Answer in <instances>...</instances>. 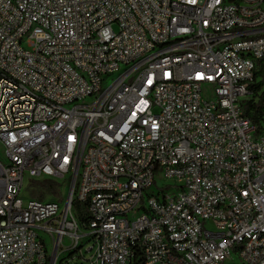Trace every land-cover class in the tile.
I'll use <instances>...</instances> for the list:
<instances>
[{"label": "built area", "instance_id": "obj_1", "mask_svg": "<svg viewBox=\"0 0 264 264\" xmlns=\"http://www.w3.org/2000/svg\"><path fill=\"white\" fill-rule=\"evenodd\" d=\"M260 61L264 0H0V264H264Z\"/></svg>", "mask_w": 264, "mask_h": 264}, {"label": "trees", "instance_id": "obj_2", "mask_svg": "<svg viewBox=\"0 0 264 264\" xmlns=\"http://www.w3.org/2000/svg\"><path fill=\"white\" fill-rule=\"evenodd\" d=\"M256 78H259L260 81L252 86L253 98L245 104L244 110L247 118L254 124H260L264 117V61L259 62ZM32 185L49 192L51 195H56L60 186L54 180H35ZM75 207L79 211L81 220L87 221L86 204H76Z\"/></svg>", "mask_w": 264, "mask_h": 264}, {"label": "rangeland", "instance_id": "obj_3", "mask_svg": "<svg viewBox=\"0 0 264 264\" xmlns=\"http://www.w3.org/2000/svg\"><path fill=\"white\" fill-rule=\"evenodd\" d=\"M115 30H117V27L115 26ZM118 74L109 77L106 82L107 84H111L112 80L117 76ZM204 97L207 98V94H204ZM56 183H58L59 186V190L57 192L56 195H51L49 194V192L42 190L36 186H33L32 190H29L30 193H32V197L39 200V201H44V202H57L60 205L64 206L66 204L67 198H68V194H69V176H67L65 179L63 178H59L55 180ZM31 184H34V181H30L29 178H26V182L25 185L26 186H31ZM172 185V182L167 181L164 179V177L162 175L158 176L156 178V183H155V187L154 190L156 191L157 189H159L160 187H166L167 185ZM172 192V191H169ZM42 195V196H41ZM211 229H213V226H210ZM86 250V249H85ZM239 262V256H235V261L234 263H238ZM75 264H82L81 261L79 259H76L74 261Z\"/></svg>", "mask_w": 264, "mask_h": 264}, {"label": "water", "instance_id": "obj_4", "mask_svg": "<svg viewBox=\"0 0 264 264\" xmlns=\"http://www.w3.org/2000/svg\"><path fill=\"white\" fill-rule=\"evenodd\" d=\"M72 191H73V186H72V188L70 189L69 194H68V198H67V208H69V206H70V204H71L72 193H73ZM55 255H56V250H55V252H54V257H55ZM53 259H54V258H53ZM52 264H54V262H53Z\"/></svg>", "mask_w": 264, "mask_h": 264}]
</instances>
